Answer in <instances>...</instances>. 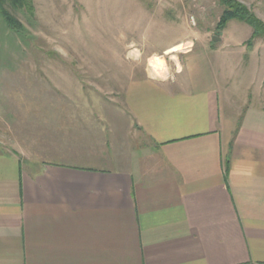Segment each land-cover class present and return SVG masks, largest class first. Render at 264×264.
Returning <instances> with one entry per match:
<instances>
[{
    "label": "crops",
    "instance_id": "obj_1",
    "mask_svg": "<svg viewBox=\"0 0 264 264\" xmlns=\"http://www.w3.org/2000/svg\"><path fill=\"white\" fill-rule=\"evenodd\" d=\"M251 33L180 38L160 50L191 42L175 73L127 80L121 112L145 142L123 154L90 103L0 140V264H264V39ZM227 55L248 58L241 88Z\"/></svg>",
    "mask_w": 264,
    "mask_h": 264
},
{
    "label": "rangeland",
    "instance_id": "obj_2",
    "mask_svg": "<svg viewBox=\"0 0 264 264\" xmlns=\"http://www.w3.org/2000/svg\"><path fill=\"white\" fill-rule=\"evenodd\" d=\"M239 1L264 22V0ZM32 2L29 13L5 5L19 27L7 25L0 14V140L5 144L15 134L23 141L33 123H54L61 118L74 123L77 117L67 118L73 113L67 106L90 103L100 112L97 118L105 113L109 115L105 123L115 121L112 132L123 154L145 139L138 137L128 116L122 114L120 95L127 80L148 72L152 51L163 57L166 75H171L186 50L160 51L164 47L180 38L193 41L190 49L220 45L212 41L222 11L218 0ZM224 31L230 39H238L247 37L252 28L233 20ZM133 49L137 54L129 56ZM224 60L231 83L241 88L244 82L239 73L248 72V58L227 55ZM84 109L80 114L88 112Z\"/></svg>",
    "mask_w": 264,
    "mask_h": 264
},
{
    "label": "trees",
    "instance_id": "obj_3",
    "mask_svg": "<svg viewBox=\"0 0 264 264\" xmlns=\"http://www.w3.org/2000/svg\"><path fill=\"white\" fill-rule=\"evenodd\" d=\"M222 6L216 30L222 31L228 22L233 20L243 21L252 28V33L247 44L251 45L256 38L264 39V22L259 19L250 8L239 0H218ZM8 5L14 10H22L24 12H32V0H0V14L5 20L6 24L11 27H19L20 24L5 8Z\"/></svg>",
    "mask_w": 264,
    "mask_h": 264
},
{
    "label": "bare ground",
    "instance_id": "obj_4",
    "mask_svg": "<svg viewBox=\"0 0 264 264\" xmlns=\"http://www.w3.org/2000/svg\"><path fill=\"white\" fill-rule=\"evenodd\" d=\"M191 46L190 41H180L175 45L171 46L166 52H178L187 50ZM137 54L136 50H132L129 52V56H135ZM147 70L148 73L153 77L163 78L167 74V66L163 57L152 55L147 60Z\"/></svg>",
    "mask_w": 264,
    "mask_h": 264
},
{
    "label": "water",
    "instance_id": "obj_5",
    "mask_svg": "<svg viewBox=\"0 0 264 264\" xmlns=\"http://www.w3.org/2000/svg\"><path fill=\"white\" fill-rule=\"evenodd\" d=\"M221 34H222L221 31H217V32L215 33V35L212 37V41H214V42H215V41H219Z\"/></svg>",
    "mask_w": 264,
    "mask_h": 264
}]
</instances>
